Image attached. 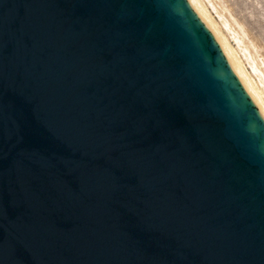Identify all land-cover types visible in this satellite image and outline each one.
I'll use <instances>...</instances> for the list:
<instances>
[{
	"label": "water",
	"instance_id": "1",
	"mask_svg": "<svg viewBox=\"0 0 264 264\" xmlns=\"http://www.w3.org/2000/svg\"><path fill=\"white\" fill-rule=\"evenodd\" d=\"M0 264H264V109L194 0H0Z\"/></svg>",
	"mask_w": 264,
	"mask_h": 264
},
{
	"label": "rangeland",
	"instance_id": "2",
	"mask_svg": "<svg viewBox=\"0 0 264 264\" xmlns=\"http://www.w3.org/2000/svg\"><path fill=\"white\" fill-rule=\"evenodd\" d=\"M206 4L211 11L214 18L218 21L220 26H222L224 34L228 37L229 41L235 47V49L241 55L246 67L252 73L253 77L257 80L260 87L263 88V84L260 82V78L254 73L253 69L247 58L244 56V53L241 51V47H248L249 52L253 58L257 61V65H259L260 70L263 73L264 77V0H241L243 4L236 5L237 14L233 17L229 15L228 11L223 10L224 0H213L214 7L209 2V0H205ZM250 1V2H249ZM209 2V3H208ZM246 2V3H245ZM252 5H249V4ZM254 3V4H253ZM226 4V3H225ZM242 5V7H241ZM248 5V6H247ZM252 6V7H251ZM256 6V7H255ZM239 7V8H238ZM245 7V8H243ZM253 7L255 9H253ZM243 11H242V10ZM241 10V11H240ZM222 11V12H221ZM225 13L226 18L230 21V26L233 31H229L224 24H222V18L219 16L221 13ZM242 14H240V13ZM244 16V17H243ZM246 16V17H245ZM235 17V18H234ZM234 18V19H233ZM247 19V20H246ZM256 27V28H255ZM240 37L241 46L238 45V41H236L235 35ZM237 32V33H236ZM247 45V46H246ZM264 81V79H263Z\"/></svg>",
	"mask_w": 264,
	"mask_h": 264
},
{
	"label": "bare ground",
	"instance_id": "3",
	"mask_svg": "<svg viewBox=\"0 0 264 264\" xmlns=\"http://www.w3.org/2000/svg\"><path fill=\"white\" fill-rule=\"evenodd\" d=\"M195 3L197 4V6L199 7V9L201 10V12L203 13V15L211 22V24L219 31L221 38L224 40L227 48L230 50L232 57L244 79V81L246 82V84L248 85L249 89L251 90V92L253 93L255 99L257 100V102L261 105V107L264 109V77H263V73L259 68V65H257L258 63H256L257 61L253 58V56L250 54L251 52L249 51L248 47H241V51L244 53V56L247 58V60L249 61L251 68L253 69L254 73L260 78V82L263 84V88L260 87L259 83L257 82V80L253 77L252 73L249 71V69L246 67V64L244 63L241 55L239 54V52L235 49V47H233V45L231 44V42L229 41L228 37H226V35L224 34L223 28L222 26H220V24L218 23V21L214 18V16L212 15L211 11L209 10L206 1L205 0H194ZM221 1V0H220ZM244 1V0H243ZM248 1V0H247ZM252 1V0H251ZM254 1V0H253ZM252 1V2H253ZM209 2L212 4V7H214V2L213 0H209ZM208 2V3H209ZM224 5H223V10L228 11L231 15V17L234 16V14L236 15L237 9H236V5H240L243 4L241 2V0H224ZM250 2V1H249ZM214 3V4H213ZM246 3V2H245ZM254 4V3H253ZM249 5H252L251 3ZM248 6V5H247ZM242 7V5H241ZM252 7V6H251ZM256 7V6H255ZM239 8V7H238ZM245 8V7H243ZM253 9H255L253 7ZM242 10V9H241ZM240 10V11H241ZM243 11V10H242ZM222 12V11H221ZM218 12V13H221ZM237 12V13H236ZM240 13V12H239ZM242 14V13H240ZM226 14L221 13L219 16L222 18V24H224V26L229 30V31H233L232 27L230 26V21L226 18L225 16ZM244 17V16H243ZM246 17V16H245ZM235 18V17H234ZM233 18V19H234ZM247 20V19H246ZM264 25V24H263ZM256 28V27H255ZM237 33V32H236ZM234 35H235V31H234ZM238 36V35H237ZM235 35L236 41H238V45L241 46V38L237 37ZM247 46V45H246ZM250 52V53H249Z\"/></svg>",
	"mask_w": 264,
	"mask_h": 264
}]
</instances>
